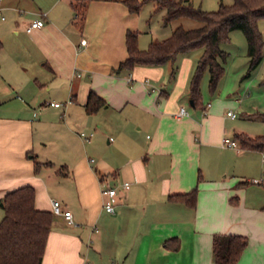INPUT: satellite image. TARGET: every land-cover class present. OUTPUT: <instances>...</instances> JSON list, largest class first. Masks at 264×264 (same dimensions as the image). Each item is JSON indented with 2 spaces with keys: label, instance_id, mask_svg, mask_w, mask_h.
I'll list each match as a JSON object with an SVG mask.
<instances>
[{
  "label": "crops",
  "instance_id": "0c3cea01",
  "mask_svg": "<svg viewBox=\"0 0 264 264\" xmlns=\"http://www.w3.org/2000/svg\"><path fill=\"white\" fill-rule=\"evenodd\" d=\"M139 11L124 0H0V199L32 185L37 208L72 211L75 224L53 213L42 264H216L215 233L246 235L237 264H264V186L247 183L264 150L223 144L230 93L186 107L197 59L179 67L178 56L174 75L171 62L118 70L128 30L145 49ZM90 91L105 101L94 112ZM103 135L117 150L94 157L91 137ZM124 181L107 212L102 187ZM196 186L195 206L169 199Z\"/></svg>",
  "mask_w": 264,
  "mask_h": 264
},
{
  "label": "trees",
  "instance_id": "16d2710c",
  "mask_svg": "<svg viewBox=\"0 0 264 264\" xmlns=\"http://www.w3.org/2000/svg\"><path fill=\"white\" fill-rule=\"evenodd\" d=\"M130 11L138 12L144 1L124 0ZM157 8H165V21L179 17H191L201 25L186 28L179 25L172 34L162 40L139 47V31L128 30L126 43L128 57L118 70L133 69L136 65H160L172 63L171 74L177 70L176 61L180 54L202 49L190 81V97L194 106L202 104L201 81L209 73V89L215 93L222 78L227 52L222 44L230 41L233 30L243 31L247 41V55L250 75L263 59L264 37L259 21L264 18V0H234L232 4L220 3L217 10L208 11L195 6L191 0H154ZM85 7V5H84ZM84 16V13H83ZM105 103L94 91H90L86 103L88 112L96 111ZM242 149L264 150V135L250 136L245 132L235 134ZM37 162V167H38ZM201 177H199L200 180ZM253 183L251 180L247 183ZM244 183V182H243ZM198 187L189 192L170 194L172 201L195 206ZM4 215L0 220V264H42L48 235L53 224V212L35 206V188L24 185L11 190L0 199ZM248 244V237L242 234L215 233L213 236V259L216 264H237Z\"/></svg>",
  "mask_w": 264,
  "mask_h": 264
},
{
  "label": "rangeland",
  "instance_id": "374dc122",
  "mask_svg": "<svg viewBox=\"0 0 264 264\" xmlns=\"http://www.w3.org/2000/svg\"><path fill=\"white\" fill-rule=\"evenodd\" d=\"M144 1L140 11V26L141 40L144 41L143 47L146 48L150 42L162 40L172 34L174 28L183 25L186 28H193L201 25V22L191 17H179L170 22H166L165 8H157L154 0ZM195 6H200L205 10H217L220 3L232 4L234 0H191ZM259 29L264 37V18L259 21ZM222 48L227 52L224 62L225 72L218 84V92L222 96L238 99V103L228 106V109L237 113L236 118L227 117L226 125L232 130L229 133L230 137H234V131L251 132L254 136L264 135V56L261 63L251 71L247 76L249 67V57L247 55V41L243 31L236 29L231 32L230 41L223 43ZM200 48L195 49L188 54L179 55V67L192 65L198 60ZM264 55V47H263ZM201 92L204 98V103L207 104L212 99V93L209 89V73L206 71L201 81ZM186 107L189 110H194L190 100L186 102ZM133 132H138V125H132ZM86 134L91 133L90 130H84ZM94 132V131H93ZM83 140V138L81 137ZM109 137L103 135L97 141L95 136L91 137L90 153L94 157L106 156L112 154L117 149V140L113 135L111 142H108ZM140 139L144 140L145 136L141 135ZM84 141V140H83ZM82 141V142H83ZM85 142V141H84ZM87 145L89 143H86ZM263 152H260V159ZM260 179H264V171L259 175ZM264 186V184H261Z\"/></svg>",
  "mask_w": 264,
  "mask_h": 264
},
{
  "label": "built area",
  "instance_id": "2783aa9c",
  "mask_svg": "<svg viewBox=\"0 0 264 264\" xmlns=\"http://www.w3.org/2000/svg\"><path fill=\"white\" fill-rule=\"evenodd\" d=\"M45 24V20L43 18H39L36 20H33L30 25L27 27L28 31H31L35 28L41 27ZM86 39L82 38V43H85ZM155 88H153V91ZM54 105L61 106L63 103L61 102H54ZM210 105V104H209ZM187 109L184 106L180 107L179 115H185L187 114ZM227 114L231 117H236L237 113L229 110ZM81 137L84 140H89V134H86L85 132H81ZM223 144L229 147L239 148V143L236 139L231 137H225L223 139ZM263 160H264V154H263ZM253 183L257 184H264V179L260 178H254L251 180ZM131 183L129 181L122 182L119 186H112L110 184H106L102 187L101 193L104 197L103 207L107 212L115 213L116 212V203L118 200V191L120 188L128 189L130 187ZM52 211L55 214H61L64 216V218L67 220L70 224H75L73 213L70 209H64L58 202H53L52 205ZM85 264H92L90 262H85ZM112 264H115L114 262Z\"/></svg>",
  "mask_w": 264,
  "mask_h": 264
},
{
  "label": "water",
  "instance_id": "95a60500",
  "mask_svg": "<svg viewBox=\"0 0 264 264\" xmlns=\"http://www.w3.org/2000/svg\"><path fill=\"white\" fill-rule=\"evenodd\" d=\"M190 103H191V105H193L194 104V101L191 99L190 100ZM1 205L3 206V203H1Z\"/></svg>",
  "mask_w": 264,
  "mask_h": 264
}]
</instances>
